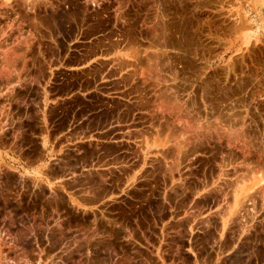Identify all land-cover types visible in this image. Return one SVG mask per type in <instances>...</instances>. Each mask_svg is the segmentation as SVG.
<instances>
[{
    "label": "rangeland",
    "instance_id": "rangeland-1",
    "mask_svg": "<svg viewBox=\"0 0 264 264\" xmlns=\"http://www.w3.org/2000/svg\"><path fill=\"white\" fill-rule=\"evenodd\" d=\"M253 2L65 0L55 11L39 4L29 11L22 0L15 4L0 0V87L5 94L0 101V122H4L0 137V201L5 213L2 223L0 217V264H158L153 255L146 254V248L152 250L156 244L160 249L170 231L178 233L173 243H178L180 256L190 254L185 249L192 240L198 244V254H209L208 244L221 242L211 241L209 234L248 235L253 242H241L240 254L245 257L251 251L252 262L264 264V32L252 36L243 12L244 5ZM68 11H74V20L65 15ZM48 13H56L57 26L46 22L51 19ZM21 15H26V20ZM30 17L39 18L32 21ZM162 51L173 59L174 67L166 59L159 61L164 57L160 56ZM157 73L169 79V84ZM158 79L172 89L158 82L161 98L159 87H152ZM161 87L165 89L161 91ZM15 89L17 93L11 95ZM162 95H168L171 104ZM180 110L183 115H176L175 111L178 114ZM42 126L57 134L44 146L38 136ZM90 129L99 131L91 134L92 141L77 142ZM217 129L226 137L236 135L233 138L238 144L233 140L230 145L233 138L225 140ZM237 133L243 138H237ZM180 141L186 146L182 147ZM240 144L247 148H240ZM14 156H25L33 167L44 159L62 160L54 165L49 181L37 168L26 171V177L11 171L12 162L17 161ZM170 162L172 166L167 165ZM72 171L77 175H70ZM58 174L63 177L54 179ZM183 179L195 183L186 182L187 186ZM259 180L262 183H257ZM198 218L204 220L203 224ZM31 234L35 237L34 252L26 246H14H33ZM107 242L114 256L96 251L106 247ZM122 250L127 251L125 256ZM192 261L193 257L187 256L185 264Z\"/></svg>",
    "mask_w": 264,
    "mask_h": 264
},
{
    "label": "crops",
    "instance_id": "crops-1",
    "mask_svg": "<svg viewBox=\"0 0 264 264\" xmlns=\"http://www.w3.org/2000/svg\"><path fill=\"white\" fill-rule=\"evenodd\" d=\"M257 4V5H255ZM253 5V6H252ZM252 5H244L243 7V12L245 16L248 18L249 23H250V29L249 32L253 36L262 34L264 32V0H254ZM263 6V7H259ZM17 93V90L10 93L11 95H15ZM3 88L0 87V101L3 102L2 97H3ZM11 100V104H12ZM129 105L127 107V110L129 112ZM99 131H93V130H87L85 135H82L80 138H77V142H85V141H92L91 139V134L98 133ZM4 133L3 131V123L2 121L0 122V137L3 136L2 134ZM127 133L129 135V128L127 129ZM60 135V133H59ZM39 137L41 136V145H45V143L50 142L52 137L57 136V134L51 133L50 128L47 126H42L40 128V133L38 135ZM66 137H69L70 135H64ZM124 140L130 141V139L123 138ZM26 156V155H25ZM25 156L23 157H18L14 156V159L17 161L12 162L13 165H11V171L16 173L17 175L26 177L28 176L26 171H32V169H40L39 174L42 175L43 177H48L49 181H52L50 179V175L54 174V165H60V161L62 160L61 158H57V160L53 161H46L45 159L42 160L41 163H38L34 167L31 166L26 160ZM16 163V166H15ZM22 163V165H20ZM125 163L123 164V166ZM3 168V158L0 157V170ZM84 171H81L83 173ZM77 175V172L72 171L70 175ZM100 175V174H99ZM33 177V176H32ZM37 177V176H34ZM58 177H63L62 175L58 174L56 177H53L54 179H58ZM63 181V180H62ZM102 203V201L100 202ZM99 209V208H97ZM93 211V210H92ZM5 213L3 211V202L0 201V217H1V223L3 222V217ZM239 220V219H236ZM10 235H12V232H10ZM32 238L34 239L33 246L29 243H24V245L19 246V244L16 243V247L23 248L26 246L27 250L30 251V253L35 251V237L34 234H31ZM165 240L167 242L162 246L160 249L158 246L155 244L154 249H147L146 248V254L147 255H153L155 259L157 260L158 264H185L187 260V256H192L193 261L191 264H254L251 259V251H249L245 257H243L240 254V243L243 241L246 242H253L252 238H249L248 235L244 234H239V233H231V232H225V233H217L215 234H209L211 241H214V239H219L221 242L215 245V243H209L208 244V249L211 250V252L207 255H202L198 254L197 252V246L198 244L192 240V242L187 243L188 248H186V252H189L190 254L187 253V256L181 255L180 256V251H179V246L178 243L175 242L173 243V239H176L178 236V233L175 232H169L165 234ZM218 235L220 237L218 238ZM105 236V235H104ZM106 236H109V233H106ZM215 236V237H214ZM108 238V237H107ZM250 247H255L254 244L253 246ZM191 248V251L189 250ZM96 251H105L108 252L109 254L114 256L113 248L109 247V243L107 242L106 247H102L101 249L97 248ZM143 251V249H141ZM122 255L125 256L127 254L126 250H122ZM218 262V263H217Z\"/></svg>",
    "mask_w": 264,
    "mask_h": 264
},
{
    "label": "bare ground",
    "instance_id": "bare-ground-1",
    "mask_svg": "<svg viewBox=\"0 0 264 264\" xmlns=\"http://www.w3.org/2000/svg\"><path fill=\"white\" fill-rule=\"evenodd\" d=\"M11 1H12V4H15V2H16L17 0H15V2H13V0H11ZM19 1H20V0H19ZM64 1H65V0H22V3H21V4L26 5V6L29 5L27 9H26V6H24L26 10L31 9V11H32L33 8L35 7V5H36V4H39V5L43 6V7H44V6H45V7H46V6H47V7H50V9H53V10L55 11V9H58V7L60 6V4H62ZM3 2H4V1H3ZM9 2H10V1H9ZM9 2H8V3H9ZM8 3H6V4H8ZM9 4H10V3H9ZM9 4H8V5H9ZM21 4H20L19 6H21ZM16 5H17V4H16ZM36 6H37V5H36ZM41 6H40V7H41ZM1 7H2V6H1ZM1 7H0V8H1ZM9 7L11 8V6H9ZM7 8H8V7H7ZM7 8H6V9H7ZM13 8H14V7H13ZM17 8H18V7H17ZM17 8L14 9V10H17ZM37 8H38V7H37ZM1 9H2V8H1ZM6 9H4V10L6 11ZM2 10H3V9H2ZM8 10H9V9H8ZM11 10H12V8H11ZM23 10H24V9H22V11H23ZM40 10H41V11H42V10L44 11V8H43V9L41 8ZM19 11H20V10H19ZM29 11H30V10H29ZM34 11H35V10H34ZM37 11H38V10H37ZM20 12H21V11H20ZM23 12H24V11H23ZM26 12H27V11H26ZM46 12H47V11H46ZM49 12H50V11H49ZM51 12H52V10H51ZM5 13H7V12H4V14H5ZM33 13H34V12H33ZM57 13H58V12H57ZM4 14H2L1 18L4 17ZM8 14H9V13H8ZM16 14H17V13H16ZM16 14H15L14 16H16ZM27 14H29V12H28ZM48 14H49V13H48ZM48 14H47V15H48ZM55 14H56V13H55ZM55 14H54V15H55ZM0 15H1V14H0ZM39 15H40V11H39ZM49 15H51V17H49V18H51V19H50V21H49V19H47V18H48V17H47V18H46V19H47L46 22H47L48 24H51L52 22H53L54 24L57 23V24H56V26H57V25H58V22H55L56 20H55V18H54L53 13H51V14H49ZM49 15H48V16H49ZM65 15H66L67 17L73 19V18H74V11H68V12L65 13ZM18 16H20V15H18ZM25 16H26V15H25ZM25 16H24V15H23V16L21 15V17H24V20H26V19H25V18H26ZM37 16H38V15H37ZM55 16H56V15H55ZM75 16H76V15H75ZM10 17H11V16H10ZM16 17H17V16H16ZM27 17H28V16H27ZM34 17H35V16H34ZM42 17H43V15H42ZM44 17H46V16H44ZM4 18H5V17H4ZM11 18H12V17H11ZM30 18H31V17H30ZM38 18H39V17H38ZM38 18H37V19H38ZM40 18H41V17H40ZM14 19H15V18H14ZM21 19H22V18H21ZM31 19H32V18H31ZM37 19H34V18H33L32 21H33V20L36 21ZM0 20H1V19H0ZM17 20H19V19H17ZM24 20H23V21H24ZM28 20H29V19H28ZM43 20H45V19H43ZM73 20H74V19H73ZM80 20H81V19H80ZM83 20H84V19H83ZM83 20H81V21H83ZM11 21H12V20H11ZM14 21H15V20H14ZM23 21H21V22H23ZM35 21H34L33 23H35ZM38 21H39V20H38ZM16 22H17V21H16ZM18 22H19V21H18ZM26 22H27V21H26ZM50 22H51V23H50ZM79 22H80V21H79ZM4 23H5V22H4ZM7 23H8V22H7ZM19 23H20V22H19ZM19 23H18V25H19ZM23 23H24V22H23ZM23 23H22V25H23ZM30 23H31V22H30ZM53 23H52L51 25H53ZM83 23H84V22H83ZM9 24H10V23H9ZM27 24H29V21H28ZM31 24H32V23H31ZM39 24H40V22H39ZM76 24H77V23H76ZM81 24H82V23H81ZM35 25H36V24H35ZM3 26H5V25H3ZM14 26H15V25H14ZM31 26H33V24H32ZM56 26H55V27H56ZM1 27H2V26H1ZM1 27H0V28H1ZM19 27H21V26H19ZM23 27H25V26L23 25ZM27 27H28V26H27ZM5 28H6V27H5ZM13 28H14V27H13ZM15 28H17V25L15 26ZM1 29H2V28H1ZM1 29H0V30H1ZM23 29H24V28H23ZM10 30H11V28H10ZM10 30L8 29L9 33H10ZM14 30H15V29H14ZM17 30H18V29H17ZM20 30H21V29H20ZM33 30H34V29H33ZM3 31H4V30H3ZM6 32H7V31H6ZM18 32H19V30H18ZM7 33H8V32H7ZM7 33H6V34H7ZM9 33H8V34H9ZM162 33H163V32H162ZM0 34H1V33H0ZM13 34H14V33H13ZM16 34L18 35V33H16ZM21 34H22V33H21ZM21 34H20V36H21ZM1 35H2V34H1ZM9 35H12V34H9ZM17 35H16V36H17ZM6 36H7V35H6ZM16 36H13V38L16 37ZM166 37H167V36H166ZM2 38H3V37H2ZM4 38H5V37H4ZM162 38H163V37H162ZM15 39H16V38H14V40H15ZM23 39H24V38H23ZM0 40H1V39H0ZM21 40H22V39H21ZM3 41H4V39H3ZM18 41H19V40H18ZM168 41H169V40H168ZM0 43H1V42H0ZM5 43H6V42H5ZM19 43H20V42H19ZM8 44H9V42H8ZM170 44H171V43H170ZM1 45H2V44H1ZM18 45H19V44H18ZM26 46H27V45H26ZM0 47H1V46H0ZM28 47H30V46H28ZM20 49H21V48H20ZM12 50H13V49H12ZM23 50H24V49H23ZM8 51H9V50H8ZM8 51H7V52H8ZM27 51H28V50H27ZM165 51H166V50H165ZM0 52H1V51H0ZM17 52H18V51H17ZM162 52H163V51H162ZM162 52H161V53L159 52V53H160V56L163 55L164 57H160L159 61L162 62L163 59H164V60L166 59L168 62L173 61V59H171V58L168 57V56H169L168 53H167V55H166V53H164V52L162 53ZM12 53H13V52H12ZM12 53H11V54H12ZM32 53H33V52H32ZM157 53H158V52H157ZM157 53H155L156 55H154V56H157ZM2 54H4V53H2ZM18 54H19V53H18ZM18 54H17V55H18ZM13 55L15 56V54H13ZM13 55H12V56H13ZM1 56H2V55H1ZM1 56H0V57H1ZM8 56H9V55H8ZM154 56H153V57H154ZM3 57H4V56H3ZM146 57H147V56H146ZM146 57H145V58H146ZM157 57H159V56H157ZM157 57H156V58H157ZM175 57H176V56H175ZM175 57H174V58H175ZM4 58H5V57H4ZM6 58L8 59L7 56H6ZM13 58H15V57H13ZM17 58H18V57H17ZM148 58H149V57H148ZM168 58H169V59H168ZM1 59H2V57H1ZM9 59H11V58L9 57ZM15 59H16V58H15ZM21 59H22V58H21ZM138 59L140 60V58H138ZM154 59H155V58H154ZM170 59H171V60H170ZM175 59H177V57H176ZM28 60H29V59H28ZM141 60H143V59L141 58ZM145 60H146V59H145ZM157 60H158V59H157ZM169 60H170V61H169ZM177 60H178V59H177ZM177 60H176V61H177ZM4 61H7V60H4ZM8 61H9V60H8ZM11 61H12V60H11ZM167 61H166V62H167ZM180 61H181V59H180ZM9 62H10V61H9ZM137 62H138V61H137ZM146 62H147V61H146ZM156 62H157V61H156ZM163 62H165V61H163ZM173 62H174V61H173ZM239 62H240V61H239ZM11 63H12V62H11ZM143 63H144V62H143ZM154 63H155V62H154ZM158 63H160V62H158ZM139 64H140V63H139ZM139 64H138V65H139ZM150 64H151V62H150ZM152 64H153V63H152ZM162 64H163V63H162ZM162 64H161V65H162ZM8 65H9V64H8ZM24 65H25V64H24ZM153 65H154V64H153ZM153 65H151V67H152ZM157 65H158V64H157ZM159 65H160V64H159ZM165 65H166V64H165ZM169 65H170V67H174V66L172 65V62H171V64H169ZM169 65H168V66H169ZM11 66H12V65H11ZM220 66H221V65H220ZM156 67L159 68V66H155V68H156ZM163 67H165V66H163ZM166 67H167V66H166ZM14 68H15V67H14ZM158 68H157V69H158ZM199 68H200V67H199ZM9 69H10V68H9ZM22 69H23V68H22ZM157 69H156V70H157ZM166 69H167V68H166ZM168 69H169V68H168ZM170 69H171V68H170ZM170 69H169V70H170ZM152 70H153V69H152ZM173 70H174V69H173ZM173 70H172V71H173ZM150 71H151V70H150ZM20 72H21V71H20ZM147 72H149V71H147ZM147 72H146V73H147ZM168 72H169V71H168ZM175 72H176V71H175ZM0 73H1V72H0ZM153 73H154V72H153ZM153 73H152V75H154ZM161 73H162V72H161ZM173 73H174V72H173ZM17 74H18V73H17ZM140 74H141V70H140ZM149 74H150V73H149ZM155 74H156V73H155ZM158 74H159V73H157V75H158ZM162 74H163V73H162ZM162 74H161V75H162ZM3 75H4V73H3ZM143 75H144V74H143ZM147 75H148V74H147ZM150 75H151V74H150ZM157 75H156V76H157ZM159 75H160V74H159ZM159 75H158V76H159ZM163 75H164V74H163ZM171 75H172V74H171ZM241 75H242V74H241ZM7 76H8V75H7ZM141 76H142V75H141ZM144 76H145V75H144ZM168 76H170V75H168ZM173 76H174V74H173ZM204 76H205V75H204ZM251 76H252V75H251ZM253 76H254V75H253ZM3 77H4V76H3ZM16 77H17V76H16ZM170 77H171V76H170ZM4 78H5V77H4ZM142 78H143V77H142ZM151 78H152V76H151ZM154 78H155V75H154ZM158 78H160V76H159ZM177 78H178V77H177ZM177 78H175V79H177ZM180 78H181V77H180ZM2 79H3V78H2ZM2 79H1V80H2ZM11 79H12V78H11ZM143 79L145 80V78H143ZM149 79H150V77H149ZM152 79H153V78H152ZM155 79H156V78H155ZM160 79L162 80L163 78H160ZM160 79H158L159 81H158V80H155L157 83H154V84H157V85H155V86H154V84H153V86L150 85V86H152V87H156V86L159 87V91L157 92V93H158V96L161 94V92H160V86H159V83H158V82L161 81ZM178 79H179V78H178ZM181 79H182V78H181ZM251 79H252V78H251ZM256 79H257V78H256ZM5 80H6V79H5ZM140 80H141V78H140ZM164 80H165V79H163V81H164ZM170 80H171V79H170ZM172 80H173V79H172ZM247 80H248V79H247ZM253 80H254V79H253ZM253 80H252V81H253ZM258 80H259V79H258ZM19 81H20V80H19ZM151 81H153V80H151ZM168 81H169V79H168ZM168 81L165 80L164 82H166V83L169 84ZM174 81H176V80H174ZM174 81H173V82H174ZM177 81H179V80H177ZM142 82H143V80H142ZM146 82H147V81H146ZM146 82H144V83H146ZM153 82H154V81H153ZM153 82H152V83H153ZM164 82H163V83H164ZM152 83L150 82V84H152ZM160 83H161V82H160ZM163 83H161V84L163 85ZM179 83H180V82H179ZM248 83H249V82H248ZM252 83H253V82H252ZM252 83H251V84H252ZM146 84H147V83H146ZM168 84H167V87H166L165 83H164L165 86H164V85H163V86H164L165 88H168V87L170 88L171 86H169ZM170 84H171V83H170ZM172 84H173V83H172ZM188 85H189V84H188ZM248 85H249V84H248ZM3 86H4V85H3ZM181 86H183V85H181ZM189 86H191V85H189ZM246 86H247V85H246ZM148 87H149V86H148ZM164 87H161V91H163V88H164ZM172 87H174V86L172 85ZM165 88H164V89H165ZM169 88H168V89H169ZM175 88H178V87L175 86ZM175 88H174V89H175ZM239 88H240V87H239ZM157 89H158V88H156L155 90H157ZM168 89H167V91H168ZM178 89H179V88H178ZM178 89H177V91H178ZM183 89H184V88H183ZM188 89H191V88L188 87ZM240 89H241V88H240ZM243 89H244V88H243ZM151 90H152V88H151ZM151 90H150V91H151ZM171 90H172V89L170 88V91H171ZM179 90L182 91V88L179 89ZM185 90H186V89H185ZM231 90H232V89H231ZM233 90H234V89H233ZM11 91H12V90H11ZM152 91H153V90H152ZM164 91H165V90H164ZM167 91H166V92H167ZM175 91H176V90H175ZM181 91H180V92H181ZM235 91H236V90H235ZM251 91H252V90H251ZM168 92H169V91H168ZM243 92H244V91H243ZM15 93H16V92H15ZM159 93H160V94H159ZM162 93H164V95H165V94H168V93H165V92H162ZM169 93H170V92H169ZM173 93H174V92H173ZM190 93H191V92H190ZM231 93H232V92H231ZM231 93H230V94H231ZM241 93H242V92H241ZM155 94H156V92H155ZM174 94H175V93H174ZM176 94H177V93H176ZM232 94L235 95L234 91H233ZM232 94H231V96H232ZM4 95H5V94H4ZM156 95H157V94H156ZM193 95H194V93H193ZM239 95H240V93H239ZM174 96H175V95H174ZM229 96H230V95H229ZM164 97H165V99H166V97H168V95H166V96H163V95H162V98H163V99H164ZM197 97H198V96H197ZM7 98H8V97H7ZM10 98H11V97H10ZM160 98H161V95H160ZM171 98H173V96H172ZM184 98H185V97H184ZM230 98H231V97H230ZM230 98H229V99H230ZM237 98H238V97H236V99H237ZM239 98H240V96H239ZM239 98H238V99H239ZM163 99H159V100H160V101H161V100L164 101L165 99H164V100H163ZM167 99H168L167 102H169V97H168ZM167 99H166V100H167ZM186 99H187V98H186ZM192 99H193V98H192ZM194 99H195V98H194ZM229 99H228V100H229ZM241 99H242V98H241ZM2 100H3V99H2ZM5 100H6V99H5ZM154 100H155V99H154ZM175 100H176V99H175ZM177 100H178V99H177ZM189 100H190V99H188L187 101H189ZM222 100H223V99H221V101H222ZM228 100H227L226 102H228ZM231 100H232V99H231ZM152 101H153V100H152ZM152 101H151V103H152ZM162 101H161L162 104L166 103V101H164V103H163ZM171 101H173V100L171 99ZM180 101H181V100H180ZM200 101H201V100H200ZM240 101H242V100H240ZM12 102H13V101H12ZM149 102H150V101H149ZM153 102H154V101H153ZM183 102H184V100H183ZM189 102H190V101H189ZM189 102H188V103H189ZM211 102H212V101H211ZM224 102H225V101H224ZM229 102H230V101H229ZM229 102H228V103H229ZM236 102H238V100H237ZM236 102H235V103H236ZM159 103H160V102H159ZM159 103H156V104H159ZM161 103H160V104H161ZM169 103H170V102H169ZM172 103H174V101H173ZM177 103H178V102H177ZM190 103H191V102H190ZM195 103H196V102H195ZM205 103H206V102H205ZM232 103H233V102H232ZM153 104H155V102H154ZM162 104H161V105H162ZM167 104H168V103H167ZM167 104H165V106H166ZM170 104H171V103H170ZM181 104H182V103H181ZM209 104H210V103H209ZM220 104H221V103H220ZM229 104H230V103H229ZM175 105H176V104H175ZM182 105H183V104H182ZM184 105H185V104H184ZM187 105H188V104H187ZM191 105H192V104H191ZM191 105H190V107H191ZM210 105H211V104H210ZM217 105H218V104H217ZM227 105H228V104H227ZM1 106H2V105H1ZM169 106H173V105H169ZM234 106H235V105H234ZM241 106H242V105H241ZM4 107H5V106H4ZM161 107L163 108V105H162ZM167 107H168V106H167ZM177 107H178V106H177ZM190 107L187 106V107H185V108H188V109H189ZM202 107H203V106H202ZM204 107H205V106H204ZM230 107H232V106H230ZM236 107H237V106H236ZM236 107H235L234 109H236ZM164 108H165V109H164ZM164 108H163V109L166 110V107H164ZM175 108H176V107H175ZM185 108H184V109H185ZM225 108H226V107H225ZM228 108H229V107H228ZM154 109H155V105H154ZM156 109H158V107H156ZM167 109H168V108H167ZM172 109H173V108H172ZM172 109H170V110H172ZM178 109H180V108H178ZM190 109H191V108H190ZM214 109H215V108H214ZM151 110H152V109H151ZM159 110H161V109H159ZM173 110H174V109H173ZM175 110H176V109H175ZM196 110H197V109H196ZM208 110H209V109H208ZM221 110H223V109L221 108ZM221 110H220V111H221ZM228 110H229V109H228ZM241 110H242V109H241ZM153 111H154V110H153ZM162 111H163V110H162ZM166 111H167V110H166ZM212 111H213V110H212ZM160 112H161V111H160ZM160 112H159V114L162 115V112H161V113H160ZM168 112H169V111H167V113H168ZM184 112H185V111H184ZM187 112H188V111H187ZM210 112H211V111H210ZM172 113H173V112H172ZM218 113H219V112H218ZM2 114H3V113H2ZM164 114H165V113H164V111H163V115H164ZM175 114H176V115H179V116H180V114L183 115V114L181 113V110H180V112H178V114H177L176 111H175ZM191 114H192V112H191ZM203 114H204V113H203ZM238 114H239V113H238ZM166 115H168V114H166ZM173 115H174V114H173ZM213 115H214V114H213ZM242 115H243V114H242ZM159 116H160V115H159ZM184 116H185V114H184ZM186 116H187V114H186ZM189 116H190V115H189ZM202 116H203V115H202ZM229 116H231V115H229ZM246 116H248V115H246ZM7 117H8V116H7ZM161 117H163V116H161ZM166 117H167V116H166ZM191 117H192V115H191ZM194 117H195V116H194ZM207 117H208V116H207ZM219 117H220V116H219ZM232 117H233V116H232ZM167 118H168V117H167ZM180 118H181V117H180ZM183 118H184V117H183ZM222 118H223V117H222ZM229 118H230V117H229ZM246 118H247V117H246ZM165 119H166V118H165ZM168 119H169V118H168ZM175 119H176V118H175ZM184 119H185V118H184ZM195 119H196V118H195ZM223 119H225V118H223ZM247 119H248V118H247ZM218 120H219V118H218ZM220 120H221V119H220ZM4 121H5V120H4ZM6 121H7V120H6ZM181 121H182V120H181ZM191 121H192V120H191ZM191 121H190V122H191ZM224 121H225V120H224ZM241 121H242V120H241ZM3 123H4V122H3ZM5 123H6V122H5ZM174 123H176V121H175ZM245 123H246V122H245ZM251 123H252V122H251ZM213 124H214V123H213ZM216 124H217V123H216ZM216 124H215V125H216ZM172 125H173V124H172ZM183 125H184V124H183ZM183 125H182V127H183ZM195 125H196V124H195ZM219 125H220V124H219ZM221 125H222V124H221ZM178 126H179V125H178ZM188 126H189V125H188ZM209 126H211V125H209ZM226 126H227V125H226ZM174 127H175V126H174ZM182 127H181V128H182ZM200 127H201V126H200ZM213 127H214V126H213ZM216 127H217V126H216ZM224 127H225V126H224ZM227 127H228V126H227ZM162 128H163V127H162ZM164 128H165V125H164ZM166 128H167V127H166ZM185 128H186V127H185ZM196 128H197V127H196ZM196 128H195V129H196ZM206 128H207V127H206ZM221 128H222V127H221ZM248 128H249V127H248ZM257 128H258V127H257ZM170 129H171V128H170ZM189 129H190V128H189ZM191 129H193V128H191ZM204 129H205V128H204ZM232 129H233V128H232ZM167 130H168V129H167ZM215 130H216V129H215ZM222 130H223V128H222ZM233 130H234V129H233ZM250 130H251V129H250ZM183 131H184V130H183ZM185 131H186V130H185ZM187 131H188V130H187ZM207 131L210 132V130H207ZM218 131H220V130L217 129V132H218ZM227 131H228V130H227ZM227 131H226V132H227ZM244 131H245V129L243 130V132H244ZM247 131H248V130H247ZM252 131H253V130H252ZM254 131H255V130H254ZM190 132H191V130H190ZM214 132H215V131H214ZM236 132H238V131H236ZM248 132H249V131H248ZM186 133H187V132H186ZM200 133H201V132H200ZM202 133H203V132H202ZM215 133H216V132H215ZM232 133H233V132H232ZM238 133H239V132H238ZM238 133H237V138H238V137L243 138V137H242L243 134H241V132H240L239 134H241L242 136H241V135L238 136ZM245 133H246V132H244V134H245ZM249 133H250V132H249ZM3 134H4V133H3ZM171 134H172V133H171ZM189 134H191V133H189ZM192 134H193V133H192ZM194 134H195V133H194ZM194 134H193V135H194ZM220 134H221V136H222V135H225L226 133L223 134V133H221V131H220ZM250 134H251V133H250ZM187 135H188V134H187ZM204 135H205V134H204ZM212 135H213V134H212ZM212 135H211V136H212ZM218 135H219V133H218ZM230 135H231V133H230ZM230 135H229V136H230ZM233 135H234V134H233ZM233 135H231V138L236 137V135H235V136H233ZM246 135H247V134H246ZM251 135H252V134H251ZM251 135H250V137H251ZM194 136H195V135H194ZM199 136H200V135H199ZM221 136H220V138H221ZM252 136H253V135H252ZM176 137H177V136H176ZM191 137H192V136H191ZM205 137L207 138V136H205ZM212 137H213V136H212ZM214 137H215V136H214ZM214 137H213V138H214ZM225 137H226V135H225ZM227 137H228V136H227ZM227 137H226V138H227ZM244 137H245V135H244ZM250 137H249V138H250ZM170 138H171V137H170ZM170 138H169V140H171ZM179 138H181V137H179ZM208 138H209V137H208ZM218 138H219V137H217V140H218ZM226 138H225V140L228 141V138H230V137H228L227 139H226ZM231 138H230V139H231ZM240 138H239V139H240ZM254 138H255V137H254ZM183 139H184V138H183ZM183 139H182V140H183ZM186 139H187V138H186ZM186 139H184V140H186ZM203 139H204V138H203ZM215 139H216V138H215ZM215 139H214V140H215ZM247 139H248V138H247ZM166 140H167V139H165V141H166ZM189 140H190V139H189ZM196 140H197V139H196ZM198 140L200 141V139H198ZM201 140H202V139H201ZM214 140L212 139V142H214ZM233 140H235V142H236L238 139L233 138L232 141H231V144H230V145H232V142H234ZM240 140H241V139H240ZM242 140H243V139H242ZM140 141H141V140H140ZM173 141H174V140H173ZM175 141H177V138L175 139ZM187 141H188V140H187ZM191 141H192L191 143H192V145H193V144H194V143H193V140H191ZM210 141H211V140H210ZM210 141H209V142H210ZM259 141H260V140H259ZM170 142H171V141H170ZM185 142H186V141H185ZM189 142H190V141H189ZM189 142H188V144H189ZM194 142H196V141H194ZM204 142L206 143L205 139H204ZM207 142H208V141H207ZM215 142H216V141H215ZM217 142H218V141H217ZM172 143H173V142H172ZM174 143H176V142H174ZM177 143H178V142H177ZM177 143H176V144H177ZM180 143H181V141H180ZM197 143H198V142H197ZM201 143H202V142H201ZM239 143H240V141H239ZM248 143H249V142H248ZM248 143H247V144H248ZM250 143H251V142H250ZM256 143H257V142H256ZM165 144H166V142H165ZM176 144H175V145H176ZM181 144H182V147H183V144H184V143H181ZM185 144H186V143H185ZM185 144H184V145H185ZM206 144H207V143H206ZM236 144H238V141L236 142ZM244 144H245V143H244ZM162 145L164 146V144H162ZM167 145H168V144H167ZM167 145H166V146H167ZM170 145H171V144H170ZM175 145H173V148H172V150H171L172 152H173V149H174V146H175ZM179 145H180V144H179ZM192 145H191V146H192ZM208 145H209V144H208ZM218 145H219V144H218ZM230 145H229V146H230ZM234 145H235V144H234ZM234 145H233V146H234ZM240 145H241V147L238 146V145H236V146H238V148H239V147H240V148L244 147V146H242V144H240ZM248 145H249V144H248ZM176 146H177V145H176ZM185 146H186V145H185ZM185 146H184V147H185ZM195 146H196V145H195ZM197 146H199V144H197ZM219 146H220V145H219ZM226 146H227V145H226ZM253 146H254V145H253ZM257 146H258V145H257ZM167 147H169V146H167ZM179 147H180V146H179ZM188 147H189V146H188ZM192 147H193V146H192ZM200 147H201V146H200ZM227 147H228V146H227ZM227 147H226V148H227ZM245 147H246V145H245ZM245 147H244V148H245ZM250 147H251V145H250ZM250 147H249V148H250ZM163 148H164V147H163ZM189 148H190V147H189ZM195 148H196V147H195ZM197 148H199V147H197ZM201 148H203V147H201ZM204 148H205V147H204ZM235 148H236V147H235ZM238 148H237V150H238ZM244 148H243V149H244ZM246 148H247V147H246ZM249 148H248V149H249ZM252 148H253V147H252ZM165 149H166V147H165ZM175 149H176V148H175ZM193 149H194V148H193ZM193 149H192L191 151H193ZM216 149H217V148H216ZM231 149H233V148H231ZM243 149H242V150H243ZM167 150H168V149H167ZM182 150H183V149H182ZM185 150H186V149H185ZM187 150H188V149H187ZM195 150H196V149H194V151H195ZM199 150H200V149H199ZM245 150H246V149H245ZM161 151H162V150H161ZM161 151H160V152H161ZM169 151H170V150H169ZM169 151H168V152H169ZM217 151H218V150H217ZM238 151H239V150H238ZM243 151H244V150H243ZM249 151H251V149H250ZM163 152H164V149H163ZM179 152H180V151H179ZM185 152H186V151H185ZM240 152H241V150H240ZM253 152H254V151H253ZM169 153H170V152H169ZM174 153H175V150H174ZM181 153H184V150H183ZM190 153H191V152H190ZM205 153H206V152H205ZM250 153H251V152H250ZM250 153H249V154H250ZM165 154H166V152H165ZM167 154H168V153H167ZM184 154H185V153H184ZM242 154H243V152H242ZM257 154H258V152H257ZM163 155H164V154H163ZM199 155H200V154H199ZM244 155H245V154H244ZM246 155H247V154H246ZM165 156H166V155H165ZM257 156H258V155H257ZM260 156H261V155H260ZM160 157H161V156H160ZM166 157H167V156H166ZM166 157H165V158H166ZM177 157H179V156H177ZM177 157H176V158H177ZM180 157H182V156H180ZM186 157H187V156H186ZM201 157H202V156H201ZM234 157H235V156H234ZM251 157H252V156H251ZM163 158H164V157H163ZM165 158H164V159H165ZM182 158H183V157H182ZM182 158H179V159H182ZM195 158H196V157H195ZM226 158H227V157H226ZM242 158H244V156H242ZM247 158H248V157H247ZM196 159H197V158H196ZM207 159H208V158H207ZM231 159H232V158H231ZM239 159H240V158H239ZM174 160H175V159H174ZM182 160H183V159H182ZM188 160H189V159H188ZM191 160H193V159H191ZM194 160H195V159H194ZM194 160H193V161H194ZM233 160H234V159H233ZM245 160H246V159H245ZM248 160H249V159H248ZM175 161H177V160H175ZM189 161H190V160H189ZM195 161H196V160H195ZM208 161H209V160H208ZM222 161H223V160H222ZM230 161H231V160H230ZM260 161H261V160H260ZM181 162H182V161H181ZM181 162H180V163H181ZM223 162H224V161H223ZM223 162H222V164H223ZM261 162H263V161H261ZM261 162H260V163H261ZM163 163H164V162H163ZM170 163H171V162H170ZM172 163H173V162H172ZM172 163H171V164H167V165H171V166H172ZM175 163H176V162H175ZM175 163H174V164H175ZM231 163H232V162H231ZM177 164H178V163H177ZM177 164H176V165H177ZM185 164H186V163H185ZM188 164H189V162H188ZM192 164H193V162H192ZM192 164H191V165H192ZM218 164H219V163H218ZM243 164H244V163H243ZM249 164H250V163H249ZM176 165H175V166H176ZM178 165H179V164H178ZM202 165H203V164H202ZM224 165H225V163H224ZM226 165H227V164H226ZM231 165H232V164H231ZM260 165H261V164H260ZM173 166H174V165H173ZM181 166H182V165H181ZM203 166H204V165H203ZM213 166H214V165H213ZM234 166H235V165H234ZM240 166H241V168H242L243 165H240ZM169 167H170V166H169ZM169 167H168V168H169ZM187 167H188V166H187ZM190 167H191V166H190ZM216 167H219V165H217ZM164 168H165V166H164ZM174 168H175V167H174ZM174 168H173V169H174ZM180 168H181V167H180ZM182 168H183V167H182ZM192 168H193V167H192ZM192 168H190V169H192ZM196 168H197V167H196ZM208 168H209V167H208ZM210 168H211V167H210ZM210 168H209V169H210ZM213 168H214V167H213ZM219 168H220V167H219ZM234 168H235V167H234ZM234 168H233V169H234ZM171 169H172V168H170V171H171ZM177 169H178V168H177ZM209 169H207V170L209 171ZM215 169H216V168H215ZM230 169H231V167H230ZM230 169H229V170H230ZM243 169H244V167H243ZM245 169H248V168L245 167ZM257 169H258V167H257ZM185 170H187V168H186ZM197 170H198V169H197ZM197 170H196V171H197ZM210 170H211V169H210ZM231 170H232V169H231ZM173 171H174V170H173ZM175 171H176V170H175ZM175 171H174V172H175ZM193 171H194V170H193ZM193 171H192V172H193ZM199 171H200V170H199ZM199 171H198V172H199ZM212 171H213V170H212ZM236 171H237V170H236ZM236 171L234 170V172H236ZM252 171H253V170H252ZM178 172L181 173V171H178ZM209 172H210V171H209ZM227 172H228V170H227ZM231 172H232V171H231ZM231 172H229V173L231 174ZM234 172H232V173H234ZM247 172H248V171H247ZM258 172H259V171H258ZM175 173H176V172H175ZM183 173H184V171H183ZM200 173H201V172H200ZM200 173H199V174H200ZM204 173H205V172H204ZM206 173H207V172H206ZM215 173H216V172H215ZM217 173H218V172H217ZM219 173H220V170H219ZM223 173H224V172H223ZM172 174H173V172H172ZM178 174H179V173H178ZM185 174H186V173H185ZM209 174H212V173H209ZM261 174H262V173H261ZM140 175H141V174H140ZM170 175H171V173H170ZM188 175H189V174H188ZM201 175H202V174H201ZM212 175H213V174H212ZM218 175H219V174H218ZM221 175H222V174H221ZM232 175H233V174H232ZM248 175H249V173H248ZM4 176H5V175H4ZM183 176H184V175H183ZM202 176H203V175H202ZM255 176H256V175H255ZM176 177H177V176H176ZM176 177H175V178H176ZM191 177H192V176H191ZM205 177H206V176H205ZM208 177H209V176H208ZM208 177H206V178H208ZM230 177H231V176H230ZM169 178H170V176H169ZM173 178H174V177H173ZM193 178H194V177H193ZM201 178H202V177H201ZM237 178H238V177H237ZM249 178H250V177H249ZM195 180H197V182H198V179H197V178H195ZM195 180H194V181H195ZM206 180H207V179H206ZM219 180H220V179H219ZM262 180H263V179H262ZM187 181H189V178H188ZM187 181H185V180L183 179V183L185 182V184H186ZM192 181H193V180H192ZM194 181H193L192 183H191V181H190V183H191V184H194V183H195ZM204 181H205V180H204ZM214 181H215V180H214ZM223 181H225V180H223ZM226 181H227V180H226ZM228 181H229V180H228ZM256 181H257V180H256ZM256 181L254 182V184H256ZM179 182H181V180H180ZM199 182H200V181H199ZM201 182H202V181H201ZM206 182H207V181H206ZM209 182H210V181H209ZM209 182H208V184H209ZM219 182H220V181H219ZM229 182H230V181H229ZM229 182H227L228 185H230ZM260 182H261V180H259V182H257V183L260 184ZM263 182H264V181H263ZM175 183H176V182H175ZM175 183H173V185H174ZM190 183H189V184H190ZM224 183H225V182H224ZM230 183H231V182H230ZM232 183H234V182H232ZM261 183H262V182H261ZM177 184H178V183H177ZM181 184H182V183H181ZM187 184H188V182H187ZM187 184H186V185H187ZM189 184H188V185H189ZM191 184H190V185H191ZM196 184H198V183H196ZM219 184L221 185V183H219ZM227 184H226V185H227ZM248 184H249V183H248ZM248 184H245V185L248 186ZM173 185H172V186H173ZM175 185H176V184H175ZM183 185H184V184H183ZM188 185H187V186H188ZM198 185H199V184H198ZM202 185H203V184H202ZM205 185H206V183H205ZM205 185H204V186H205ZM216 185H217V184H216ZM226 185H225V186H226ZM231 185H232V184H231ZM231 185H230V186H231ZM234 185H235V184H234ZM249 185H251V184H249ZM256 185H258V184H256ZM184 186H185V185H184ZM187 186H186V187H187ZM208 186H209V185H208ZM252 186H253V185H252ZM252 186H250V188L253 189L254 187H252ZM262 186H263V185H262ZM262 186H261V187H262ZM175 187H176V186H175ZM182 187H183V186H182ZM190 187H191V186H190ZM199 187H201V186H199ZM215 187L218 188L219 186H215ZM220 187H221V186H220ZM222 187H223V186H222ZM245 187H246V186H245ZM255 187H256V186H255ZM257 187L260 188V185H258ZM170 188H171V186H170ZM192 188H193V186H192ZM209 188H210V187H209ZM209 188H208V189H209ZM212 188H213V187H212ZM212 188H211V189H212ZM223 188H224V187H223ZM223 188H222V189H223ZM248 188H249V187H248ZM250 188L248 189L249 191L252 190V189L250 190ZM171 189H172V188H171ZM184 189H185V188H184ZM188 189H189V188H188ZM188 189H186V190H188ZM193 189H194V188H193ZM211 189H210V190H211ZM214 189L216 190V188H213L212 190H214ZM220 189H221V188H219V189L216 190V191H219ZM245 189H246V188H245ZM180 190H181V189H180ZM190 190H191V189H190ZM231 190H232V186H231ZM248 190H247V192H248ZM183 191H184V190H183ZM206 191H207V189H206ZM223 191H225V190H223ZM227 191H228V190H227ZM170 192H171V191H170ZM192 192H193V191H192ZM210 192H211V191H210ZM213 192H214V191H213ZM213 192H211V193H213ZM228 192H229V194H230V190H229ZM228 192H227V193H228ZM253 192H254V191H253ZM256 192H257V190H255V193H256ZM180 193H181V192H180ZM183 193H184V192H183ZM204 193H206V192H204ZM227 193H226V194H227ZM257 193H258V192H257ZM257 193H256V194H257ZM191 194H192V193H191ZM202 194H203V193H202ZM218 194H220V193H218ZM177 195H178V194H177ZM177 195H176V196H177ZM198 195H199V194H198ZM200 195H201V194H200ZM204 195H205V194H204ZM216 195H217V194H216ZM220 195H223V193L220 194ZM227 195H228V194H227ZM230 195H231V194H230ZM230 195H228V196L231 197ZM240 195H241V194H240ZM244 195H245V194H244ZM56 196H57V194H56ZM170 196H171V195H170ZM174 196H175V195H174ZM205 196H206V195H205ZM207 196H209V195H207ZM228 196H227V197H228ZM189 197H190V196H189ZM200 197H201V196H200ZM200 197H199V198H200ZM214 197H215V196H214ZM217 197H218V196H217ZM227 197H226V198H227ZM164 198H165V197H164ZM197 198H198V197H197ZM199 198H198V199H199ZM215 198H216V197H215ZM219 198H220V196L218 197L217 201L219 200ZM238 198H239V197H238ZM238 198H237V199H238ZM237 199H236V200H237ZM244 199H245V198H244ZM244 199H243V200H244ZM177 200H178V199H177ZM208 200H209V199H208ZM227 200H228V198H227ZM248 200H249V199H248ZM194 201H196V200L194 199ZM214 201H215V200H214ZM238 201H240V199H239ZM238 201H237V202H238ZM245 201H247V200H245ZM242 202H243V201H242ZM217 203H218V202H217ZM239 203H240V202H239ZM244 203H246V202H244ZM244 203H243V204H244ZM225 204H226V203H225ZM237 204H238V203H237ZM221 205H222V204H221ZM194 206H195V205H194ZM240 206H241V205H240ZM242 206H243V205H242ZM242 206H241V207H242ZM220 208H221V207H220ZM220 208H219L218 210H220ZM224 208H225V207H224ZM239 208H240V207H239ZM173 210H174V209H173ZM221 210H222V209H221ZM215 211H216V210H215ZM215 211H214L213 213H215ZM233 211H235V210H233ZM236 211L238 212L239 210H236ZM189 212H190V211H189ZM216 212H217V211H216ZM219 212H220V211H219ZM222 213H223V212H222ZM232 213H233V212H232ZM190 214H191V213H190ZM217 214H218V212H217ZM176 215H177V214H176ZM194 215L196 216V214H194ZM194 215H193V216H194ZM211 215H212V214H211ZM191 216H192V215H191ZM195 216H194V217H195ZM198 216H199V215H198ZM198 216H197V217H198ZM207 216H208V215H207ZM235 216H236V213H235ZM235 216H234V217H235ZM189 217H190V216H189ZM197 217H195V218H197ZM200 218H201V217H200ZM203 218H205V217H203ZM185 219H186V218H185ZM205 219H206V218H205ZM232 219H233V218H232ZM196 220H197V219H196ZM198 220H199V218H198ZM201 220H202V219H201ZM201 220H199V221H200L199 223H202V224H203V221H204V220H203L202 222H201ZM208 220H209V219H208ZM230 221H231V219H230ZM196 222H197V221H196ZM58 223H59V221H58ZM171 223H172V222H171ZM187 223H188V222H187ZM199 223H198V224H199ZM230 223H232V222H230ZM196 224H197V223H196ZM164 225H165V224H164ZM230 225H231V224H230ZM237 225H238V224H237ZM181 227H182V226H181ZM230 227H231V226H230ZM171 230H172V229H171ZM170 232H171V231H170ZM205 233H206V232H205ZM166 238H167V237H166ZM191 238H192V237H191ZM194 239H195V237H194ZM218 244H219V243H218ZM217 263H218V262H217Z\"/></svg>",
    "mask_w": 264,
    "mask_h": 264
}]
</instances>
